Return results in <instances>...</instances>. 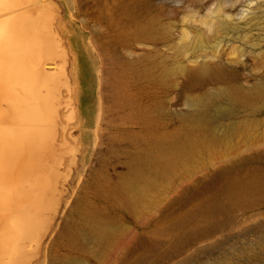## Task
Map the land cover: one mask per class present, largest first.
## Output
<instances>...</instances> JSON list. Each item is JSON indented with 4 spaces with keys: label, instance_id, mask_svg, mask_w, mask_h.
I'll return each mask as SVG.
<instances>
[{
    "label": "rangeland",
    "instance_id": "obj_1",
    "mask_svg": "<svg viewBox=\"0 0 264 264\" xmlns=\"http://www.w3.org/2000/svg\"><path fill=\"white\" fill-rule=\"evenodd\" d=\"M40 5L93 89L31 264H264V0Z\"/></svg>",
    "mask_w": 264,
    "mask_h": 264
},
{
    "label": "bare ground",
    "instance_id": "obj_2",
    "mask_svg": "<svg viewBox=\"0 0 264 264\" xmlns=\"http://www.w3.org/2000/svg\"><path fill=\"white\" fill-rule=\"evenodd\" d=\"M41 1L0 0V264H31L40 253L60 209L61 171L88 138L91 72Z\"/></svg>",
    "mask_w": 264,
    "mask_h": 264
}]
</instances>
